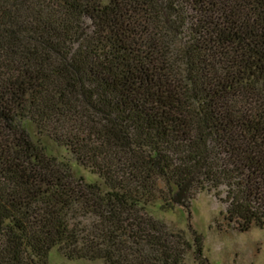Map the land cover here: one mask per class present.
Returning a JSON list of instances; mask_svg holds the SVG:
<instances>
[{"label":"trees","instance_id":"trees-1","mask_svg":"<svg viewBox=\"0 0 264 264\" xmlns=\"http://www.w3.org/2000/svg\"><path fill=\"white\" fill-rule=\"evenodd\" d=\"M220 189L264 228V0H0V264H186Z\"/></svg>","mask_w":264,"mask_h":264},{"label":"rangeland","instance_id":"rangeland-1","mask_svg":"<svg viewBox=\"0 0 264 264\" xmlns=\"http://www.w3.org/2000/svg\"><path fill=\"white\" fill-rule=\"evenodd\" d=\"M216 192L197 194L188 207L163 212L153 209L152 215L172 232H181L191 249L186 264H264V228L252 227L238 232L224 220L226 194ZM202 241L201 253L196 255L194 239ZM49 264H99L85 261H66L56 250L48 257Z\"/></svg>","mask_w":264,"mask_h":264}]
</instances>
